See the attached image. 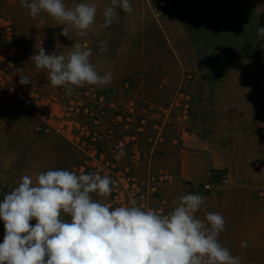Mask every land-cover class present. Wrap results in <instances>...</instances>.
<instances>
[{"label": "rangeland", "instance_id": "obj_1", "mask_svg": "<svg viewBox=\"0 0 264 264\" xmlns=\"http://www.w3.org/2000/svg\"><path fill=\"white\" fill-rule=\"evenodd\" d=\"M79 2L65 0L69 7ZM84 2L97 5L96 22L85 37L70 29L68 39L46 13L33 19L20 0H0V20L12 29L4 56L18 91L52 100L61 113H79L88 139L105 145L108 162L139 186L132 194L123 179L107 200L95 193L93 199L112 205L118 198L120 206L143 195L147 207L164 205L169 212L180 196L202 195L197 217L216 212L225 220L220 243L241 264H264V40L257 35L264 0H130L133 12L118 10L119 19L106 29L99 25L110 0ZM101 41L108 42L103 53ZM74 42L92 49L101 75L112 73L109 85H85L68 96L29 60L41 44L66 54ZM20 68L31 84L19 83ZM121 149L126 154L117 160ZM84 156L51 121L0 91V200L24 175L80 174ZM186 159L190 178L183 173ZM4 234L0 220V243Z\"/></svg>", "mask_w": 264, "mask_h": 264}, {"label": "clouds", "instance_id": "obj_2", "mask_svg": "<svg viewBox=\"0 0 264 264\" xmlns=\"http://www.w3.org/2000/svg\"><path fill=\"white\" fill-rule=\"evenodd\" d=\"M21 7L35 19L46 13L59 25V35L70 37V29L85 37L97 19L95 3L65 0H20ZM118 10L133 12L130 0H110L101 13V29L116 22ZM264 40V27H257ZM108 50L101 41L99 51ZM92 49L74 42L71 51L46 52L40 45L29 60L46 71L53 87H62L71 96L85 85L103 87L112 82V73L101 75L91 62ZM21 85L31 84L24 69H18ZM123 149L114 157L119 160ZM116 181L98 173L50 169L35 178L24 175L19 184L0 200V220L5 234L0 243V264H241L218 237L225 230L223 216L196 213L204 204L199 194H186L163 213L147 207L144 197L131 198L113 207L93 199V193L107 200ZM32 221H35L33 224ZM248 247V242L241 244Z\"/></svg>", "mask_w": 264, "mask_h": 264}, {"label": "built area", "instance_id": "obj_3", "mask_svg": "<svg viewBox=\"0 0 264 264\" xmlns=\"http://www.w3.org/2000/svg\"><path fill=\"white\" fill-rule=\"evenodd\" d=\"M11 36L12 29L10 23L5 20H0V91H6L12 95L16 94V96L22 100V104L26 108L36 110V114L39 118L51 121L54 128L59 133H62L73 145L80 144L83 147L85 156L78 168L79 173H98L109 177L113 175V179L117 182L116 185L125 179L129 181L127 187L132 194H135L134 190L139 191L138 183L135 182L134 177L128 176L123 178L124 174L121 169L112 166L108 162L105 145L102 143L95 144V139H88L90 135L89 128L87 126H80L81 122L76 119L79 113H61V108L56 106L50 99L44 102L37 95H21L20 91H18V85L12 81L9 75V63L7 57L4 56ZM89 114L93 115V113H82L81 115L82 117H88ZM115 122L120 124L121 115L117 116V121ZM101 132H103V130H101ZM121 146L122 142L119 141L118 144L115 145V148L120 149ZM153 180L156 179L153 178ZM141 186H145V182L142 183ZM149 188L150 186H147V189ZM152 190H156L155 187H152ZM114 197H116V195ZM111 206H118V198H115ZM156 210L163 213L168 212L164 205H161V207Z\"/></svg>", "mask_w": 264, "mask_h": 264}, {"label": "crops", "instance_id": "obj_4", "mask_svg": "<svg viewBox=\"0 0 264 264\" xmlns=\"http://www.w3.org/2000/svg\"><path fill=\"white\" fill-rule=\"evenodd\" d=\"M182 167H183V173L186 176V178H190L192 175L191 159L184 160Z\"/></svg>", "mask_w": 264, "mask_h": 264}]
</instances>
